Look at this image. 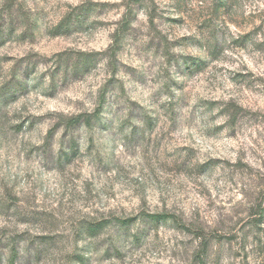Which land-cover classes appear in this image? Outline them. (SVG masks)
I'll return each mask as SVG.
<instances>
[{"label": "rangeland", "instance_id": "1", "mask_svg": "<svg viewBox=\"0 0 264 264\" xmlns=\"http://www.w3.org/2000/svg\"><path fill=\"white\" fill-rule=\"evenodd\" d=\"M0 264H264V0H0Z\"/></svg>", "mask_w": 264, "mask_h": 264}, {"label": "trees", "instance_id": "2", "mask_svg": "<svg viewBox=\"0 0 264 264\" xmlns=\"http://www.w3.org/2000/svg\"><path fill=\"white\" fill-rule=\"evenodd\" d=\"M129 26V23L125 21V27ZM118 37V36H117ZM120 36H119V39H116L115 40V44L111 47V50H110V53H112L114 56L116 54V48L118 46V43L120 42ZM88 116V115H87ZM86 115H79V116H76L75 118H71V120L69 121L71 124L75 123V122H79L81 119H83L85 117V121L86 123H89L91 122V118L92 116L89 115L88 118H87ZM157 218H161L160 216H156Z\"/></svg>", "mask_w": 264, "mask_h": 264}]
</instances>
